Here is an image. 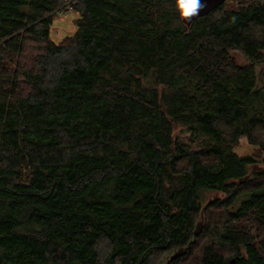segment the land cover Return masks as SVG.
<instances>
[{
  "label": "trees",
  "instance_id": "1",
  "mask_svg": "<svg viewBox=\"0 0 264 264\" xmlns=\"http://www.w3.org/2000/svg\"><path fill=\"white\" fill-rule=\"evenodd\" d=\"M259 67L264 0H0V264H264Z\"/></svg>",
  "mask_w": 264,
  "mask_h": 264
},
{
  "label": "rangeland",
  "instance_id": "2",
  "mask_svg": "<svg viewBox=\"0 0 264 264\" xmlns=\"http://www.w3.org/2000/svg\"><path fill=\"white\" fill-rule=\"evenodd\" d=\"M77 19V15L74 14L73 12H71L70 10L68 11H64L62 12L61 14H58L57 17L53 20V23H52V26H51V29H50V39L54 42V43H59L63 38L65 37H68V36H71L75 29H76V26H75V21ZM232 56L234 57V59L236 60L237 64L238 65H246L247 64V60L240 56L239 53H236L234 52L232 54ZM257 74H258V78H260L261 80L264 81V69H262L261 67L257 68ZM258 86L260 87L261 84L258 83ZM186 136V134L182 133L180 134V137L181 138H184ZM255 151V148L250 146L246 139L245 138H242L239 143H238V146L234 149V153L239 156V157H245V156H251ZM259 164V162H257ZM224 196L218 192H215V191H208V190H202L200 192V202H201V205L204 206L205 203H209V202H212V201H219V200H224ZM229 200V199H228ZM232 202V201H231ZM235 204L232 205V207H230V204L228 207H223L222 205H218L217 208H215L214 210H212L211 212H209V217L210 219L212 220V223H216V221L218 220V216L219 214H223V212L225 211V213L228 212V209L229 211H233L235 209ZM227 211V212H226ZM209 220V219H208ZM203 222H205L204 225ZM207 223V219L204 218V220L200 219L197 226L201 227L200 228V231H197V236L198 234H202L203 233V230H202V226H203V229L205 227ZM235 225V224H233ZM242 226H244L243 224H240ZM254 229H252L251 231H253ZM207 232V231H206ZM251 234H256V232H251ZM262 234L264 235V229L262 230ZM206 235V233L203 235V237L198 240L199 241V244L202 245L205 240H204V236ZM161 256V255H160ZM196 256H199V249H193L192 251V256L191 258H189L188 262H191L193 261L194 259H196L197 257ZM156 262H158V260H156Z\"/></svg>",
  "mask_w": 264,
  "mask_h": 264
},
{
  "label": "clouds",
  "instance_id": "3",
  "mask_svg": "<svg viewBox=\"0 0 264 264\" xmlns=\"http://www.w3.org/2000/svg\"><path fill=\"white\" fill-rule=\"evenodd\" d=\"M203 7V0H173V10L181 21L196 17Z\"/></svg>",
  "mask_w": 264,
  "mask_h": 264
},
{
  "label": "water",
  "instance_id": "4",
  "mask_svg": "<svg viewBox=\"0 0 264 264\" xmlns=\"http://www.w3.org/2000/svg\"><path fill=\"white\" fill-rule=\"evenodd\" d=\"M227 1H229V0H203L204 7L199 11V13L196 17H202V16L207 15L208 13H210L211 11H213L214 9H216L217 7H219L220 5H222L223 3L227 2ZM194 18L195 17H192V18H189L186 21H182V22L186 27H189ZM196 229L198 231H200L199 226H197ZM194 233L196 235L197 231H195ZM183 254H184V252L182 250H179L178 252H176L172 256H170L169 262H172L175 259L181 257ZM233 262H234V260H231L230 264H233Z\"/></svg>",
  "mask_w": 264,
  "mask_h": 264
},
{
  "label": "flooded vegetation",
  "instance_id": "5",
  "mask_svg": "<svg viewBox=\"0 0 264 264\" xmlns=\"http://www.w3.org/2000/svg\"><path fill=\"white\" fill-rule=\"evenodd\" d=\"M258 250H259V248H258ZM263 255V254H262Z\"/></svg>",
  "mask_w": 264,
  "mask_h": 264
}]
</instances>
